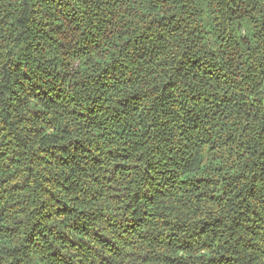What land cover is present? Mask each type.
I'll return each instance as SVG.
<instances>
[{"label": "trees", "instance_id": "16d2710c", "mask_svg": "<svg viewBox=\"0 0 264 264\" xmlns=\"http://www.w3.org/2000/svg\"><path fill=\"white\" fill-rule=\"evenodd\" d=\"M0 264H264V0H0Z\"/></svg>", "mask_w": 264, "mask_h": 264}]
</instances>
